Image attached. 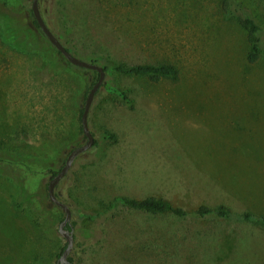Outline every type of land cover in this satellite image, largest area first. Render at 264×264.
Segmentation results:
<instances>
[{"label": "rangeland", "instance_id": "obj_1", "mask_svg": "<svg viewBox=\"0 0 264 264\" xmlns=\"http://www.w3.org/2000/svg\"><path fill=\"white\" fill-rule=\"evenodd\" d=\"M8 2L22 9L33 0ZM39 8L83 61L178 69L158 82L106 74L89 113L98 146L75 160L56 189L61 201L76 212L81 186L92 204L158 196L186 209L226 205L264 216V0H39ZM246 16L261 31L254 64L240 21ZM52 55L57 65L6 44L0 32V264H57L67 243L58 233L65 218L58 206L43 210L38 196L17 208L19 183L43 195L52 170L87 142L80 116L98 75ZM107 82L129 91L134 108L107 92ZM105 130L117 141L106 142ZM13 153L21 162L9 172L1 161ZM102 219V234L90 243L81 235L84 221L73 215L70 225L80 231L72 232L69 258L77 264H201L183 259L195 252L204 255L202 264H264L262 225H199L123 206ZM50 223L55 232L47 233Z\"/></svg>", "mask_w": 264, "mask_h": 264}, {"label": "trees", "instance_id": "obj_2", "mask_svg": "<svg viewBox=\"0 0 264 264\" xmlns=\"http://www.w3.org/2000/svg\"><path fill=\"white\" fill-rule=\"evenodd\" d=\"M0 32L2 34V38L4 42L8 45L13 46L14 48L22 51L27 52H40L44 54V56L53 64L57 65V61L52 55V52H56L58 56H61L65 63L67 65H71V63L50 43L46 35L42 32L38 22L36 21L32 7H22V9L13 8L10 6L8 0H0ZM5 10H3V9ZM25 9H27L28 13H25ZM29 21L31 22L32 26H30ZM241 25L245 28V30L248 32L249 36V42L251 45V51L249 53V62L254 64L259 60L260 53H261V40L259 37L260 34V27L258 24L250 17H242L240 19ZM68 50V47H65ZM70 49V48H69ZM94 64H97L105 70L106 74L113 75V74H119L122 76H132V77H148L152 81L158 82L162 78H173L178 75V69L174 65L170 64H158V65H134V66H127L124 64H101L98 59H92L91 61ZM95 73L98 75L99 79V73L95 71ZM105 89L107 92H109L112 95H115L119 97L128 107L134 108V100L130 97L129 91L122 90L109 82L104 84ZM84 109L81 111L80 116V123L82 125V115H83ZM82 134L83 129L81 126ZM84 138L87 140V138L84 135ZM102 138L106 142H116L117 137L110 133L108 130H105L103 133ZM98 146V142L95 140L94 147ZM80 147V146H79ZM78 148V147H77ZM76 149V148H75ZM74 150V149H73ZM71 150L65 160L64 164L66 163V160L69 156V154L73 151ZM105 152L104 149H101L100 153L103 155ZM91 150L88 152L80 155L79 157H85L91 155ZM99 153V154H100ZM3 155V154H1ZM56 155V153L54 154ZM4 165L7 164V169L9 172L12 171V168H15V165L20 164L21 157L16 154H4ZM78 157V158H79ZM63 166L59 170H52L51 175L52 179L59 173V171L63 168ZM71 176V170L70 172L65 176V178L62 179V181L58 184L56 187L59 188L61 184L69 179ZM51 179V180H52ZM19 183V181H18ZM50 183V182H49ZM20 186V200L17 202V208L18 209H24L26 206V203L29 204L32 199L37 198L38 196H42L45 201H42V208L43 210L47 209L49 206H55L50 199L48 195V187L49 184L44 186L42 188L41 192L44 191L43 195H41L39 192L35 194H30L28 190L25 189L24 184L19 183ZM56 193V190H55ZM75 194V203L78 205L76 212L73 211V209L66 204L72 211V217L73 215L75 217H78L79 219L83 220L84 225L81 228V235L84 239L89 241L90 243H95L98 241L99 234H102V230H99L100 222L97 220L102 218L108 217L111 212L117 211L121 206L138 212H143L148 214L151 217L156 218H166V217H173L177 220H188L195 222L199 225L207 224V223H220V222H229L232 220L237 221H244L253 223L255 225H262L264 226V216H258V215H252L250 212L238 214L235 213V211L227 207L226 205H218V206H207V205H197L195 208L192 209H186L184 206L180 205L179 203H176L175 199H166L163 197L158 196H148L144 199H133L128 197H121L117 196L114 197L111 200H102L99 202V204H92L90 203L87 195L85 194V191L83 187L76 188L74 190ZM57 198L59 199L57 193ZM60 200V199H59ZM61 201V200H60ZM63 202V201H61ZM31 203V202H30ZM64 203V202H63ZM59 208V207H58ZM62 210L61 208H59ZM74 212V213H73ZM39 226L42 225L41 222L37 221ZM67 230H70V232H73L74 229L76 231H80L79 228L71 227L69 224L66 227ZM55 232L54 226L49 225L47 227V233ZM57 232V231H56ZM59 233V231H58ZM78 233V232H77ZM77 237V234L75 232V239ZM67 247L66 245L62 248V251L59 255L63 254L64 250ZM200 258L201 260L199 263L202 264V259L204 258V255L202 257V253L195 252L193 255L186 254L183 259L191 258L192 261L194 258ZM182 258V257H181ZM60 259V258H59ZM69 264H77L75 259L68 258ZM59 260L57 261L58 264ZM194 262V261H193Z\"/></svg>", "mask_w": 264, "mask_h": 264}, {"label": "water", "instance_id": "obj_3", "mask_svg": "<svg viewBox=\"0 0 264 264\" xmlns=\"http://www.w3.org/2000/svg\"><path fill=\"white\" fill-rule=\"evenodd\" d=\"M32 11L34 14V17L36 21L38 22L42 32L46 35L50 43L74 66L81 67L84 69L93 70L99 73V79L97 83L93 86L91 89L85 107L84 112L82 115V129L85 137L87 138V142L74 149L68 156L65 165L63 168L59 171V173L50 181L49 187H48V195L50 201L61 208L65 214L64 220L61 222L59 227V233L66 239L67 241V247L64 250L63 254L61 255L58 264H69L68 258L73 250L74 245V237L72 232H69L66 230V227L70 224L72 219V211L71 209L63 202H61L55 193L56 187L58 184L62 181L63 178L70 172L75 160L82 154L88 152L91 150L95 145V138L93 134L90 131L89 127V113L90 109L93 103V100L99 91V89L102 87L106 72L103 69V67L94 64L92 62H86L83 61L77 57H75L69 50L65 48V46L60 42V40L53 34V32L49 29L47 24L45 23L43 16L41 14L40 8H39V0H33L32 3Z\"/></svg>", "mask_w": 264, "mask_h": 264}]
</instances>
